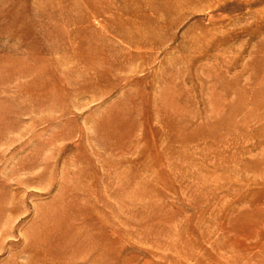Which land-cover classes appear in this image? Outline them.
Masks as SVG:
<instances>
[{
  "label": "rangeland",
  "instance_id": "obj_1",
  "mask_svg": "<svg viewBox=\"0 0 264 264\" xmlns=\"http://www.w3.org/2000/svg\"><path fill=\"white\" fill-rule=\"evenodd\" d=\"M0 264H264V0H0Z\"/></svg>",
  "mask_w": 264,
  "mask_h": 264
}]
</instances>
